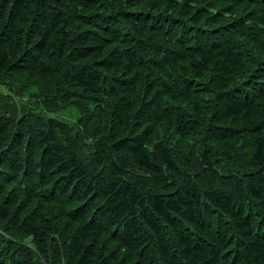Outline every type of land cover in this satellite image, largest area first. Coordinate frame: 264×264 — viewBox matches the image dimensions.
Returning a JSON list of instances; mask_svg holds the SVG:
<instances>
[{
    "label": "trees",
    "instance_id": "trees-1",
    "mask_svg": "<svg viewBox=\"0 0 264 264\" xmlns=\"http://www.w3.org/2000/svg\"><path fill=\"white\" fill-rule=\"evenodd\" d=\"M0 264H264V0H0Z\"/></svg>",
    "mask_w": 264,
    "mask_h": 264
},
{
    "label": "rangeland",
    "instance_id": "rangeland-1",
    "mask_svg": "<svg viewBox=\"0 0 264 264\" xmlns=\"http://www.w3.org/2000/svg\"><path fill=\"white\" fill-rule=\"evenodd\" d=\"M48 114L55 115L64 119H76L78 117L79 112L76 108L71 107L57 113L48 112Z\"/></svg>",
    "mask_w": 264,
    "mask_h": 264
}]
</instances>
